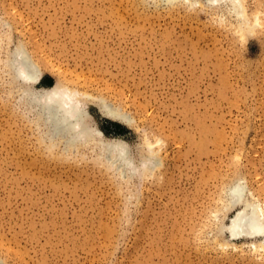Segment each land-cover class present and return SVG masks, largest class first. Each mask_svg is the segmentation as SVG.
<instances>
[{"label":"rangeland","instance_id":"374dc122","mask_svg":"<svg viewBox=\"0 0 264 264\" xmlns=\"http://www.w3.org/2000/svg\"><path fill=\"white\" fill-rule=\"evenodd\" d=\"M210 1L0 0V264H264L263 237L222 227L231 183L264 206V0ZM17 45L35 88L128 112L87 100L134 163L155 144L153 172L51 139L8 65Z\"/></svg>","mask_w":264,"mask_h":264},{"label":"bare ground","instance_id":"6f19581e","mask_svg":"<svg viewBox=\"0 0 264 264\" xmlns=\"http://www.w3.org/2000/svg\"><path fill=\"white\" fill-rule=\"evenodd\" d=\"M168 1L171 3L173 0ZM211 1L222 2L223 0ZM227 1L236 13L241 14L244 11L243 0ZM241 19H244V17H241ZM250 27L249 29L252 28ZM7 62L15 77L24 84L21 96L36 110L38 118L45 126L44 129H46V133L51 139L58 138L73 146H76V143L79 144V141H105V138H103L105 134H103L101 128L94 124L92 115L87 109V100L89 99H93L96 102L104 116L125 124L132 122V119L127 114L128 112L125 111V113L120 107L112 106L105 99L93 97L91 94L82 92L75 87L71 88L56 83L41 89L35 88L34 84L41 80V70L22 45H17L10 52ZM146 146L147 154L139 158V162H135V164L124 140L113 139L102 142L104 155L106 154L108 161L122 168L120 170L122 172L126 168H130L134 172H138V169L150 171V169L156 166L155 153L157 149L155 148V144L151 141H146ZM226 192L228 201L226 208H232L237 204H241V207L231 217L230 221L222 226L229 233L230 237L264 238V206L259 200H252L249 196H246V186L240 181L231 183ZM250 193L252 196L251 191ZM259 241L263 243L264 239H259ZM253 242L255 243V240ZM262 246L261 248H263Z\"/></svg>","mask_w":264,"mask_h":264}]
</instances>
